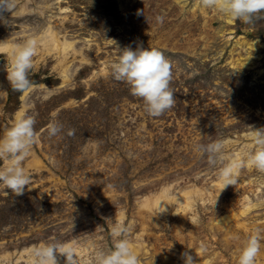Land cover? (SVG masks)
<instances>
[{
    "label": "rangeland",
    "instance_id": "rangeland-1",
    "mask_svg": "<svg viewBox=\"0 0 264 264\" xmlns=\"http://www.w3.org/2000/svg\"><path fill=\"white\" fill-rule=\"evenodd\" d=\"M45 31L0 54V264H264V0H0V45Z\"/></svg>",
    "mask_w": 264,
    "mask_h": 264
},
{
    "label": "bare ground",
    "instance_id": "bare-ground-1",
    "mask_svg": "<svg viewBox=\"0 0 264 264\" xmlns=\"http://www.w3.org/2000/svg\"><path fill=\"white\" fill-rule=\"evenodd\" d=\"M47 32L48 31H45L44 33H42V35L39 38H37L38 40L29 39L27 42L28 44H26V46H24V47L23 46L17 47V46H10V45H0V54L6 53L8 55V57L12 60V63H16L20 59L25 60L28 57V55H30L31 53H33V52L35 53L36 52V47H35L36 43H41V47H42L40 50L41 55L56 52L59 56L62 55V57L65 58L64 55L67 53V51L70 48L72 49L73 44L70 42H66V41L59 42L58 39L56 38V36L52 32L50 35H48ZM55 34H57V33H55ZM24 53H27L26 56L24 55ZM59 62L61 64L63 62V60H61ZM23 69H25L24 66H22V68H19L20 73L23 72ZM66 70L67 69L65 68L64 71L62 72V75L66 73ZM1 75L2 74L0 72V76ZM15 76L16 75H10L8 78H6L4 83H2V87H5L7 84L11 83V81L15 78ZM0 85H1V82H0ZM29 90H31V89H29ZM27 93H28V90H26L23 93L22 99L25 98ZM2 96H3V94L0 92V99H2L1 98ZM232 171H236V170L235 169L228 170V172H230V173H232ZM225 182H226V180H220L217 183H213L211 188L217 189L219 191L222 189ZM228 183L231 184V181H228ZM162 192H161L162 194H160V196H158V197L156 196L153 201H150V203H148V202H146L144 204L142 203L143 205L140 206V208H143L145 210H150L152 212L156 211V213H159L162 215L164 213H166L167 209H168L167 205L169 203L170 198L168 197V195L166 194L165 191H162ZM194 193H195V191L194 192L193 191L192 192L191 191L183 192L181 194V196H179L178 199L175 200V202L177 201V204H178L176 212H178V211L186 212L187 210L191 209L193 202H194L192 199V196ZM209 193H211V190H209ZM198 197L201 201H204V199L201 196H198ZM258 206H260V205L248 204V205L244 206V208L240 211L239 215L245 216V215H247V213H249L251 210H253L254 207H258ZM225 221L226 220L224 218V219H221L220 222L224 223ZM92 247L93 246H91V243L88 242L86 244L75 247V249L73 250V254H72V256H74V258H69L67 256V258L65 257V258L52 259V260H50L48 262H44L42 264H86V262H88L90 260ZM125 247H126V251L117 259L115 264H143L140 261V257L142 256L141 255L142 254V251H141L142 245L137 244V243L132 244V245L126 244ZM31 250H32V248H31ZM247 250H248V247H246L245 254L248 253ZM28 263H30V262L28 261ZM193 264H201V263L196 259L193 261Z\"/></svg>",
    "mask_w": 264,
    "mask_h": 264
}]
</instances>
